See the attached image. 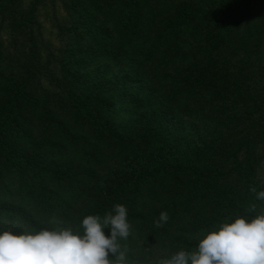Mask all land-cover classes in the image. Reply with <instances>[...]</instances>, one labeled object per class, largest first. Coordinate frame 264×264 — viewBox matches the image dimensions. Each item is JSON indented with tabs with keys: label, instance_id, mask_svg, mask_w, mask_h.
<instances>
[{
	"label": "trees",
	"instance_id": "16d2710c",
	"mask_svg": "<svg viewBox=\"0 0 264 264\" xmlns=\"http://www.w3.org/2000/svg\"><path fill=\"white\" fill-rule=\"evenodd\" d=\"M263 164L264 0H0V230L120 203L156 264L264 210Z\"/></svg>",
	"mask_w": 264,
	"mask_h": 264
},
{
	"label": "clouds",
	"instance_id": "9594fccd",
	"mask_svg": "<svg viewBox=\"0 0 264 264\" xmlns=\"http://www.w3.org/2000/svg\"><path fill=\"white\" fill-rule=\"evenodd\" d=\"M252 191L264 201V190ZM168 220L161 212L157 226ZM49 223L50 228L0 230V264H127L121 245L132 227L126 205L115 204L103 216L87 215L82 231L56 218ZM156 264H264V210L229 218L203 233L195 250L181 248Z\"/></svg>",
	"mask_w": 264,
	"mask_h": 264
},
{
	"label": "rangeland",
	"instance_id": "374dc122",
	"mask_svg": "<svg viewBox=\"0 0 264 264\" xmlns=\"http://www.w3.org/2000/svg\"><path fill=\"white\" fill-rule=\"evenodd\" d=\"M59 10L61 15V9L59 8ZM52 13V8L50 6L44 8L43 10H41L40 21L42 22V28L45 36L49 38L55 46H59L63 44L66 39L58 36L57 29L53 27L54 22L52 21ZM130 88H133V90H135L133 86H131ZM261 175L264 176V164L261 170Z\"/></svg>",
	"mask_w": 264,
	"mask_h": 264
}]
</instances>
